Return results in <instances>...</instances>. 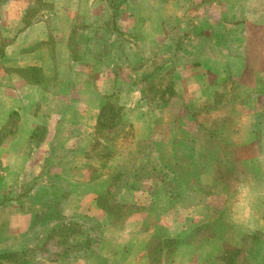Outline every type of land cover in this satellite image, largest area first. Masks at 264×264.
I'll return each instance as SVG.
<instances>
[{
	"label": "rangeland",
	"instance_id": "374dc122",
	"mask_svg": "<svg viewBox=\"0 0 264 264\" xmlns=\"http://www.w3.org/2000/svg\"><path fill=\"white\" fill-rule=\"evenodd\" d=\"M7 3L0 0V19L18 15L28 23L50 17L54 9L31 0L25 11L12 13ZM75 5L74 33L96 30L103 37V55L88 70L101 72L107 90L95 109L81 103L79 93L84 84L95 86L100 74H77L68 82L62 73L53 98L48 96H57L55 102L36 106L43 122L31 138L41 140L49 128L57 148L82 146L80 153L58 155L60 163L74 162L82 180L95 172L90 167L105 163L104 172L112 175L101 201L108 214L96 205L99 194L71 189L60 172L48 169L38 176L53 183L27 187L39 193L27 202H16L24 188L0 181V247L14 252L0 256V264H264V228L236 239L237 247L226 239L243 222L245 202L258 209L264 197V0H75ZM75 38L71 43L80 58L82 41ZM9 41L0 37V55ZM219 54L229 55L228 70L206 73L204 89L183 86L178 68H196ZM32 71L23 73L40 75ZM138 98L133 106L144 116H130L131 123L113 118L101 144L93 142L101 106L113 107L105 116H118L121 102ZM17 117L14 113L1 131L0 144L15 132ZM72 125L77 135L90 125L87 150L80 139H66ZM24 176L17 175L16 183ZM68 188L73 197L66 209ZM13 207L27 214L26 225L15 227ZM182 244L203 246L182 250L176 259Z\"/></svg>",
	"mask_w": 264,
	"mask_h": 264
},
{
	"label": "crops",
	"instance_id": "0c3cea01",
	"mask_svg": "<svg viewBox=\"0 0 264 264\" xmlns=\"http://www.w3.org/2000/svg\"><path fill=\"white\" fill-rule=\"evenodd\" d=\"M43 2L45 4H52L51 6L54 8L50 17L42 15L28 23L22 22V18L18 15L17 17L5 16L0 19V31L3 32L0 33V37L10 40L9 43L5 44L3 53L0 55V133L10 125L9 121L14 113L18 116L15 132L7 134L4 143L0 144V181H3L5 186H8L9 183L13 184V187H15L17 191L24 188V190L21 189L24 195L16 202H27L32 196H35L34 198L36 199V195L38 196L39 193L28 191L29 188L33 190L34 186L38 187V185H40L44 187V185L50 186L53 183V180L49 181L44 179V181H39L38 176L42 175L45 170L60 172L59 175L62 176V180H64L66 186L71 185V189L72 187H76L79 189H77V191H79L80 194L87 196L104 194L109 186V178L105 173L95 179H90L89 177L88 179L82 180L76 174L74 162H69L67 160V162L60 163L58 155H74L75 153H80L82 146H80L78 150L72 143V145H65V147L57 148L51 144V135L55 132L49 128L48 132L41 140L38 139V141H34L35 139L33 140V138H31L34 128L43 122L41 113L37 111L36 106H41L44 103L53 104V102H55L57 96H54V100H52L53 90L59 87L58 83L62 73L65 74L63 80L68 82L75 81L77 74L83 75L85 78L89 77L88 74H100L98 82L94 84L95 86H93L92 83L88 85L84 84L81 86V90L85 91H80L79 93L81 94V103L95 107V109L100 105L98 98L106 93L107 90L105 81L103 77H101V72H97L98 69L95 70L94 67H89L91 70H88V66H93L95 64L97 56L101 58L103 55L101 45L103 37L101 34H98V32L96 33V30L90 35L74 33L73 28L76 23L75 15L78 10L75 5V0H43ZM21 3H24V5L21 6ZM30 3L31 0H8L7 5L11 7L12 13L13 11L19 13L17 11L18 9H26L29 7L28 5H30ZM13 5L15 7H13ZM41 11L43 13L47 12L44 8L41 9ZM97 21H99V18L89 22V26L91 27L87 30L91 31L97 25ZM73 37H76V42L82 41V43L79 44V50L81 51L80 58L75 51L76 44L71 43ZM84 40L85 42H87V40L89 42L93 41L92 46L90 43L86 45ZM231 55L233 57L236 56L234 53H230V56ZM89 56L94 57V61L90 62L88 59ZM228 57V54H224V56H220L219 54V56L211 58L208 63L204 60L200 61V64L197 65L196 68L191 69L187 66H185V68H178L180 69V77L183 79V86L185 84L189 87L192 86L193 83L195 86H199V89H204L205 74H218L224 70H228L227 68L230 67V58L228 63L225 59ZM98 64L99 62H97V65ZM31 67H36L41 73V77L37 78V80L28 79L22 72ZM17 71L22 73L19 75L11 74V72ZM48 82H51V84ZM55 82L57 85H55ZM116 88V85H114L113 89L116 90ZM79 94L75 92L74 96L76 95L78 97ZM48 96L52 98L49 99ZM74 99L75 98L71 99L72 102L76 101V99ZM139 100L140 98L134 99L133 101L131 100V104H127L128 100L121 103L123 106L125 105L126 108H134L133 105L137 104ZM134 109L140 110L137 108ZM89 123L92 125V121ZM87 128H89V130H86V133L77 135L75 125H72L71 132L70 130L68 131L69 133L67 132L66 139L69 142H75L76 139H80L83 145H85L84 149L87 150L90 145V138L92 137L90 125L87 126ZM58 149L61 154L58 153ZM74 158L75 157H73V159ZM2 168L5 171V175H1ZM82 170L83 169L80 171ZM26 174L27 176L23 177L22 182L17 181L16 183L15 177L17 175L22 176ZM10 175H12V177ZM33 178L35 180H33L34 184L33 181L30 182ZM53 186L57 187L55 183ZM71 192L70 188H68L66 193L69 194H66L65 198H63L64 202L62 203L65 205L66 209H69L68 199L73 197L70 194ZM16 196H18V194ZM245 204L247 205L245 207L247 208V212L243 222L241 224L237 223L235 227H237L238 230L229 232L226 238L227 241L235 245L234 247L240 245V242H236L235 240L240 239L242 235L255 233L257 230L264 228V197L263 199H259L258 209H255L256 206L250 207L248 202H245ZM234 205L237 208L242 206L238 203H234ZM6 207L8 206H5V208ZM13 210L15 211L14 216L16 218L18 217L17 224L14 222L15 227L20 226V223L26 225L27 214H23L20 209L14 207ZM3 211L4 210L0 209V212ZM66 211L67 210H65L63 214H65ZM5 213L6 212H4V215ZM262 245L263 244L259 246L260 250ZM202 246L203 245L197 244L193 247L189 244H182L178 248L176 259L179 257L182 250L192 251V249H202ZM8 251H10L8 246L0 247V253ZM204 260L205 259H201V263H203Z\"/></svg>",
	"mask_w": 264,
	"mask_h": 264
},
{
	"label": "trees",
	"instance_id": "16d2710c",
	"mask_svg": "<svg viewBox=\"0 0 264 264\" xmlns=\"http://www.w3.org/2000/svg\"><path fill=\"white\" fill-rule=\"evenodd\" d=\"M28 69L29 70H33L34 69L35 71H32V73L39 72V70L36 67L27 68V70ZM24 71H26V69ZM24 71H22V72H24ZM39 74H40L39 76H35L34 75L32 77V76H29V75H32L31 72L29 71V75L28 74H25V75H26V77L28 79L37 80V78H40L41 77V73L40 72H39ZM120 108H123L124 111L122 110L121 111L122 113H120L118 116H115L113 114H112V116H105L106 111H112L113 110V107L111 105H105V106L103 105V106L100 107L99 114H98L97 120H96L95 133H94L95 134V137H96V140L95 141L93 140V142H97V144H101L100 141H101V139L103 137V135H102L103 129L104 128H108V124H110V120H112L113 118H116L117 121H123L124 123H128V122L131 123L130 116H144V114H145L144 111H142V110H136V109L130 108V107H127L126 108L123 105H120ZM98 142H100V143H98ZM102 148H105V144H103ZM104 168H105V163L101 164L99 166V168L90 167L89 168L90 170H94L95 169V172H92L89 175L90 179H95V178L99 177L100 175H102L103 173H105L104 170H103ZM110 169H112V168H110ZM105 174L109 178L110 175L108 173H105ZM110 177H112V175ZM105 198H106V194L105 193L103 195H98L97 196V203H96V205H97V207L105 210L107 212V214H108V211L106 209V205H104L101 202L103 199L105 200ZM13 253L14 252H3V253H0V256H6L8 254L10 255V254H13Z\"/></svg>",
	"mask_w": 264,
	"mask_h": 264
}]
</instances>
